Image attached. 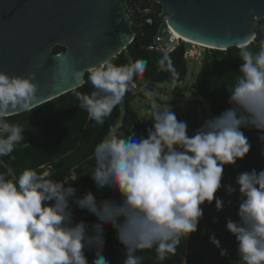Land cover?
<instances>
[{
	"label": "clouds",
	"instance_id": "1",
	"mask_svg": "<svg viewBox=\"0 0 264 264\" xmlns=\"http://www.w3.org/2000/svg\"><path fill=\"white\" fill-rule=\"evenodd\" d=\"M238 56L228 107L205 119L192 135L187 121L178 120L172 109L153 107L150 120L144 119L151 122L146 136H138L131 126L127 135H113L95 145L88 175L98 193H111L114 199L98 200L91 191L77 196L71 186L77 175L56 180L33 169L13 178L0 173V264H89V252L91 264H110L103 254L106 228L115 232L124 250L122 264H145L149 252L157 264H164L197 231L202 205L215 201L216 211L223 209L216 193L224 168L236 165L251 148L244 130L256 131L264 144V42L255 52L241 44ZM158 64L175 76L168 55ZM145 68L146 62L137 60L73 69L71 79L81 81L87 75L93 89L90 94L76 92L79 107L102 127ZM34 79L33 72H0V157H11L25 141L23 127L11 117L33 110ZM234 183L224 186L229 196L238 191L237 220L226 221V231L237 245V259L231 264H264V169L242 172ZM74 207L86 210L93 223L76 221ZM209 241L227 257L214 234Z\"/></svg>",
	"mask_w": 264,
	"mask_h": 264
},
{
	"label": "trees",
	"instance_id": "2",
	"mask_svg": "<svg viewBox=\"0 0 264 264\" xmlns=\"http://www.w3.org/2000/svg\"><path fill=\"white\" fill-rule=\"evenodd\" d=\"M158 9L161 8L158 6ZM131 22L135 37L111 63L131 65L137 60H144L146 68L143 73H139V76L147 85L146 89L159 84L178 85L183 82L187 75L185 51L188 47L181 45L168 55L175 71L174 76L171 70L160 68L158 61L163 55L147 49L152 44L159 21L155 19L154 27L138 25L135 20H131ZM254 33L255 40L249 45V48L255 52L259 50L260 43L264 42V21L258 22ZM64 51V48L57 46L53 53L59 54ZM238 53L239 49L232 47L226 51L207 49L202 55L201 67L192 89L209 105L210 116H217L228 107L227 92L231 91L240 66ZM137 80L138 77L135 76L133 82H137ZM138 85L141 86V84ZM92 90L86 75L85 83L80 88L32 111L11 117L12 122L19 123L23 127L25 141L16 147L11 157H0V173L5 174L7 178H13L24 169H33L40 175L49 174L56 180L70 179L73 175H77L78 179L71 185L76 188L77 196L91 191L98 200L114 199L115 197L111 193H98L88 175L94 164L93 149L97 143L107 139L116 127L114 135H127L132 126V131L138 136H146L151 122L140 120L138 114L129 104L131 95L126 93L123 103L113 110L105 124L102 127L96 126L95 122L89 119L87 113L79 107L76 97V92L90 94ZM175 114L177 119L181 120L179 115ZM147 119L150 120V116ZM244 134L251 144L250 151L246 157L237 161L236 165L225 166L221 181L222 187L216 193V196L224 201L223 209L217 212L215 201L211 205H202L203 217L198 224L197 231L190 234L176 253L170 255L164 264H201L195 253L185 256V251H191L193 248L208 249L216 253L221 258V264H229L232 258L237 259L235 238L226 231V221L228 219L237 220L238 191L229 196L225 193L224 186L232 184L235 187V178L242 172L252 169L259 172L264 169V156L261 155L264 144L258 142V133L253 130H244ZM73 211L76 221L84 220L88 224L93 223L94 217L90 216L86 210L74 207ZM213 234L219 240L221 248L227 250V257H221L220 249L210 243L209 237ZM104 237V256L110 261V264H122L124 250L117 242L115 232L111 228H106ZM86 255L89 264H91L93 254L89 252ZM145 255V264H157L154 253L149 252Z\"/></svg>",
	"mask_w": 264,
	"mask_h": 264
},
{
	"label": "water",
	"instance_id": "3",
	"mask_svg": "<svg viewBox=\"0 0 264 264\" xmlns=\"http://www.w3.org/2000/svg\"><path fill=\"white\" fill-rule=\"evenodd\" d=\"M153 1L171 30L216 51L249 46L255 40L254 29L264 19V0ZM134 37L120 0H0V72L9 76L34 73L33 109L83 86L86 75L81 81L72 80L73 69L111 62ZM57 46L65 51L54 54ZM185 96L183 91L168 105L195 132L201 126L199 115Z\"/></svg>",
	"mask_w": 264,
	"mask_h": 264
},
{
	"label": "rangeland",
	"instance_id": "4",
	"mask_svg": "<svg viewBox=\"0 0 264 264\" xmlns=\"http://www.w3.org/2000/svg\"><path fill=\"white\" fill-rule=\"evenodd\" d=\"M263 21L264 19L260 22ZM189 48H191V46ZM193 49L196 52H200V57L195 61L186 60L187 75L183 82L178 85L159 84L153 88L143 90L141 94L131 96L129 104L131 108L138 114L140 120L147 119L149 117V110L153 107L159 110H171L172 108L168 105V103L172 100V98L178 97L179 90L177 91V88H179L180 91H185L186 99L195 104L196 112L199 115L198 122L200 125L205 119L210 117L211 113L209 105L206 104L192 89V85L195 82V78L201 67L202 55L207 49L195 45H193ZM136 76L138 77L136 83L142 84L144 82L143 79L139 76V74H137ZM172 110L177 113L175 109ZM202 111L206 112L205 116L201 115ZM178 115L181 120L187 121V119L183 115ZM116 129L117 127L110 133L108 138L115 134ZM193 133L194 132L190 129L188 123V134L192 135ZM190 253H195L198 256L201 264H221V258L216 253H213L208 249L193 248L191 251L186 250L185 256H189ZM235 260L236 258H232L229 264H231V262H234Z\"/></svg>",
	"mask_w": 264,
	"mask_h": 264
},
{
	"label": "built area",
	"instance_id": "5",
	"mask_svg": "<svg viewBox=\"0 0 264 264\" xmlns=\"http://www.w3.org/2000/svg\"><path fill=\"white\" fill-rule=\"evenodd\" d=\"M121 3L130 19L135 20L138 25L144 24L154 27L155 19L159 21L153 36L152 44L147 47L149 51L161 55H170L181 45H185L188 47L185 51V59L195 61L200 56V52H196L192 44L186 43L182 39L175 37L173 31L167 25L166 17L163 15L161 9H158V3L153 0H122ZM190 46L191 48H189ZM133 84L135 86L133 87L130 85L129 91L127 92V94L131 96H135L143 89L147 88L145 83H142L141 86L136 82H133Z\"/></svg>",
	"mask_w": 264,
	"mask_h": 264
},
{
	"label": "bare ground",
	"instance_id": "6",
	"mask_svg": "<svg viewBox=\"0 0 264 264\" xmlns=\"http://www.w3.org/2000/svg\"><path fill=\"white\" fill-rule=\"evenodd\" d=\"M173 31V30H172ZM173 34L175 35V37H177L178 39H182L183 41H185L186 43H189V44H192V45H195V46H198V47H202V48H205V49H208L209 47H206L202 44H199V43H195L193 41H190L188 39H186L185 37H181L178 33H176L175 31H173Z\"/></svg>",
	"mask_w": 264,
	"mask_h": 264
},
{
	"label": "flooded vegetation",
	"instance_id": "7",
	"mask_svg": "<svg viewBox=\"0 0 264 264\" xmlns=\"http://www.w3.org/2000/svg\"><path fill=\"white\" fill-rule=\"evenodd\" d=\"M178 90H179V93H178V92H177V93H178V96H179V95H180V93H182V92L180 91V89H179V88H177V91H178Z\"/></svg>",
	"mask_w": 264,
	"mask_h": 264
}]
</instances>
